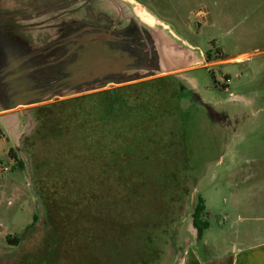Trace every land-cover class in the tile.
I'll list each match as a JSON object with an SVG mask.
<instances>
[{
  "label": "rangeland",
  "instance_id": "1",
  "mask_svg": "<svg viewBox=\"0 0 264 264\" xmlns=\"http://www.w3.org/2000/svg\"><path fill=\"white\" fill-rule=\"evenodd\" d=\"M136 1L205 57L169 75L162 89L153 90L150 79L142 81L148 89L126 90L140 102L153 93L171 98L163 129L184 148L187 162L179 170L190 180L181 184L189 186L193 204L180 206L184 198L171 195L186 189L165 182L167 165L135 172L111 166L108 144L121 145L143 129L122 131L115 141L93 136L80 117L82 108L92 107L89 101L56 98L31 136L35 122L29 112L25 117L28 109L2 113L0 264H139L149 246L152 255L143 262L179 264L186 250L224 254L247 243L245 230L264 228V0H205L214 22L198 31L188 24L191 0ZM199 197L209 225L204 242L192 219ZM80 210L106 222H87ZM154 232L151 246L147 235ZM8 236L21 241L13 245Z\"/></svg>",
  "mask_w": 264,
  "mask_h": 264
},
{
  "label": "water",
  "instance_id": "2",
  "mask_svg": "<svg viewBox=\"0 0 264 264\" xmlns=\"http://www.w3.org/2000/svg\"><path fill=\"white\" fill-rule=\"evenodd\" d=\"M204 58L134 0H0V114L174 75Z\"/></svg>",
  "mask_w": 264,
  "mask_h": 264
},
{
  "label": "trees",
  "instance_id": "3",
  "mask_svg": "<svg viewBox=\"0 0 264 264\" xmlns=\"http://www.w3.org/2000/svg\"><path fill=\"white\" fill-rule=\"evenodd\" d=\"M171 78L169 76H163L159 78H155L153 81V90L154 89H162V86L169 82ZM142 83V84H141ZM136 85H142L146 89L149 88L151 84H144V82H139L136 84H130L129 86H120L111 90H102L96 93H91L87 95L77 96L76 98H69L65 100L59 101H69L72 99H77L78 101H89L91 104V108L88 111L87 109L82 108L80 110V117L83 119L84 127L86 129L87 124L90 123V127L93 131V136L98 135L100 139L106 135L112 137L110 140L115 141L114 139L118 137L119 133L130 132V133H138L137 130L143 129L138 135L134 136L128 142H124L121 145H118L117 142H112L108 144V162L111 166L124 168L125 172H135L140 169L146 171L150 167L156 166H166L167 170H163L161 173L166 174L165 182L172 186L170 188L177 187L180 189L182 185V180L187 178L190 180V175L186 172L179 170L182 164L187 162L185 153L180 154V149H184L181 147L177 140L173 137L175 136L173 132L170 133L163 126L164 122H166L170 112L171 104L170 97H165L160 95L159 93L148 94V98L143 101H135L130 99L126 90L128 87H133ZM137 88V87H136ZM171 96V95H170ZM62 103V102H59ZM64 104V103H62ZM56 105L55 103H48L44 105L37 106L35 108H27L25 111V117L29 112V116L32 118V121L35 122V128L30 132L35 134L40 127L44 126L45 115L43 112L48 110V108ZM87 106V104H86ZM41 111V112H40ZM173 113V112H172ZM168 116V117H166ZM140 131V130H139ZM172 135V136H171ZM102 141V140H101ZM14 154L13 150H11L10 155ZM185 157V158H184ZM18 166L21 169H24V163L20 160L18 162ZM160 173V174H161ZM185 173V174H184ZM178 182V184H177ZM186 185V184H185ZM185 191L178 190L170 191L171 195H181L186 200H182L179 202L180 206L191 207L193 204V200L191 199L192 191L189 189V186H185ZM185 194V195H184ZM47 210V215L45 217V222L48 227L51 226L50 210L47 206H45ZM86 208V206H85ZM88 209V208H87ZM87 210L81 212V217L86 218V221H91L93 224L96 222H106L103 219H98L94 216V214L86 212ZM205 214V204L201 197L197 199V203L193 207L192 211V219L193 225L197 230V238L198 241L203 239L204 231L209 227L208 222L202 220V216ZM39 221V217H34V223L32 226L36 225ZM162 221V220H161ZM164 220L162 221L163 225ZM175 228L174 232L176 231ZM173 232V236L175 233ZM157 233H153V235H147V241L150 242L151 246L156 241ZM7 240L9 243L13 245L19 244L21 238L18 236L12 237L8 236ZM147 252L146 255L142 256L139 260V264H147V262H143L149 260L150 254L152 255V251L150 246L145 249ZM146 256V257H145Z\"/></svg>",
  "mask_w": 264,
  "mask_h": 264
},
{
  "label": "crops",
  "instance_id": "4",
  "mask_svg": "<svg viewBox=\"0 0 264 264\" xmlns=\"http://www.w3.org/2000/svg\"><path fill=\"white\" fill-rule=\"evenodd\" d=\"M134 1L139 3L136 0ZM191 2L195 4V7L190 10V14H193L192 16H194V21L197 24L195 31H198L207 23L213 24L214 21L208 3L205 0H191ZM143 7L150 13L145 6ZM153 16L157 18L155 15ZM162 23L171 26L165 22ZM188 24L191 26L192 21ZM262 229L264 228L245 230L243 236L247 239V243L224 254L203 257L197 248H192L190 251L186 250L179 264H264V230ZM201 242H204V236Z\"/></svg>",
  "mask_w": 264,
  "mask_h": 264
},
{
  "label": "flooded vegetation",
  "instance_id": "5",
  "mask_svg": "<svg viewBox=\"0 0 264 264\" xmlns=\"http://www.w3.org/2000/svg\"><path fill=\"white\" fill-rule=\"evenodd\" d=\"M192 21V20H191ZM195 22V21H194ZM192 24H193V22H192ZM191 24V29H197V24L196 23H194V25H192ZM195 95V94H194ZM196 97H197V100L199 101V102H203L202 100H201V98L198 96V95H195Z\"/></svg>",
  "mask_w": 264,
  "mask_h": 264
},
{
  "label": "bare ground",
  "instance_id": "6",
  "mask_svg": "<svg viewBox=\"0 0 264 264\" xmlns=\"http://www.w3.org/2000/svg\"><path fill=\"white\" fill-rule=\"evenodd\" d=\"M141 12V11H140ZM141 16L147 21V22H152L151 19L148 17L147 14H145L144 12H141Z\"/></svg>",
  "mask_w": 264,
  "mask_h": 264
}]
</instances>
